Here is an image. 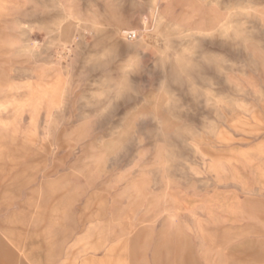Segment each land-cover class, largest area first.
Here are the masks:
<instances>
[{
	"label": "rangeland",
	"instance_id": "1",
	"mask_svg": "<svg viewBox=\"0 0 264 264\" xmlns=\"http://www.w3.org/2000/svg\"><path fill=\"white\" fill-rule=\"evenodd\" d=\"M0 264H264V0H0Z\"/></svg>",
	"mask_w": 264,
	"mask_h": 264
},
{
	"label": "built area",
	"instance_id": "2",
	"mask_svg": "<svg viewBox=\"0 0 264 264\" xmlns=\"http://www.w3.org/2000/svg\"><path fill=\"white\" fill-rule=\"evenodd\" d=\"M134 36H135V34L133 32L128 33L129 38H133Z\"/></svg>",
	"mask_w": 264,
	"mask_h": 264
}]
</instances>
